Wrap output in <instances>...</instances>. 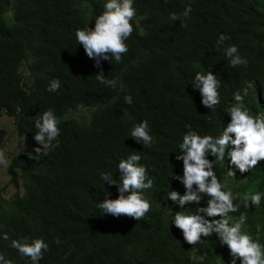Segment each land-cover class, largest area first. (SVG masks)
<instances>
[{"label": "trees", "instance_id": "16d2710c", "mask_svg": "<svg viewBox=\"0 0 264 264\" xmlns=\"http://www.w3.org/2000/svg\"><path fill=\"white\" fill-rule=\"evenodd\" d=\"M143 1L133 0L136 15L130 23L134 31L125 41L129 50L122 61L101 60L98 68L76 43L75 31L93 28L106 0H0V118L12 119L14 131L31 143L30 155L34 156L33 164L23 154L10 158L6 173L16 189L0 193V253L12 264H31L10 246L11 239L19 238L29 242L40 238L48 244L39 264H186L181 262L184 246L176 244L173 258L168 245L175 241L169 213L175 207L171 201L158 202L153 188L146 194L151 210L142 220L114 217L131 225L124 243V247L129 245V254L120 255L117 248L106 252L101 247L89 221H83L84 227L78 221L65 222L69 187L62 177L57 188L52 170L63 164L64 151L79 143L92 201L97 204L110 190L118 195L116 186L100 179L101 173L107 172L119 180L117 159L107 161L106 154L120 148L127 153L139 149L140 164L147 174L181 189L173 177L182 175V161L175 157L182 154L178 145L186 132L219 136L223 128L217 115L230 107L237 91L255 115L264 113V0H253L252 4L248 0H178V6L145 0L150 7ZM188 6L192 11L186 19L183 12ZM172 14L176 21L170 19ZM227 14L238 29L234 43L239 54L249 65L255 63L251 73L247 65L229 67L223 54L206 60L185 55L189 39L211 44L220 15L228 19ZM196 62L220 80V103L213 110L205 108L192 92ZM24 67L31 83H24ZM101 72L106 79H117L116 88L95 78ZM53 79H58L61 87L48 92ZM125 96L132 97L131 105L125 103ZM54 107L73 114L89 107L92 113L88 123L60 122V135L53 141L58 146L37 156L33 149L41 146L33 139L35 121L45 109ZM144 120L154 139L147 148L130 137L133 127ZM6 136L0 128V149ZM100 150L104 153L96 160L89 156ZM214 171L221 184H228L225 191L231 190L234 197L239 194L234 199L239 207L236 213L247 218L242 231L264 246V196L259 207L250 204L248 208L242 199L245 193H264V161L248 173L236 170L234 178L227 176V161L216 163ZM4 233L11 239L3 240Z\"/></svg>", "mask_w": 264, "mask_h": 264}, {"label": "clouds", "instance_id": "9594fccd", "mask_svg": "<svg viewBox=\"0 0 264 264\" xmlns=\"http://www.w3.org/2000/svg\"><path fill=\"white\" fill-rule=\"evenodd\" d=\"M164 1L178 6V0ZM143 2L150 7L147 1ZM248 2L252 4L254 1L248 0ZM191 11L190 6L186 7L183 16L187 19ZM238 13L243 17L244 14L239 11ZM135 15L133 0H106L102 13L94 20V27L75 31L76 43L83 47L89 59L95 60V66L98 68L101 66V60L108 62L114 60L120 63L123 55L129 50L125 41L134 31L130 21ZM229 16L227 14V19L220 15L218 19L220 22L216 24L211 44L202 39H189L185 55L194 60L198 58L206 60L223 54L228 58L229 67L247 65V71L251 73L255 70V63L249 65L248 61L239 54L234 43L238 29L234 22L230 23ZM243 18L248 22L247 17ZM170 19L176 21L177 16L172 14ZM201 64L196 62L193 70L196 73L191 78V82H194L192 92L201 98V104L205 108L213 110L220 103L218 91L220 80L211 70L208 72L204 70ZM240 74L242 77L241 72ZM95 78L108 87L116 88L117 86L116 78L106 79L102 72ZM31 80L29 72L27 76L24 75L25 84L31 83ZM60 87V81L53 79L47 91L57 92ZM244 95H247V89L244 90ZM60 98L69 97L60 95ZM233 99L229 102L230 107L217 115V121L223 128L219 136H200L195 131H188L183 135L178 145L182 154L175 157L177 161H182V175L173 177L181 183V189L167 184L166 179L147 174L146 167L140 164L142 154L139 149L127 153L126 149L120 148L115 151L116 153L106 154L107 161L112 158L117 159L115 166L118 168L119 180L113 179V175L107 172L101 173L100 176L104 183L117 187L118 195L110 190L105 199L96 204L92 201L93 193L88 187L89 175L81 159L82 147L79 143L70 146L64 151L63 164L55 167L51 173L57 188L61 184L62 177L69 187L66 204L68 206L64 208L65 222L78 221L79 226H83V221H89L96 241L102 248L107 249L106 252L117 248L120 255L129 254V245L124 247V243L127 241L125 235L129 233L131 225L128 220H117L114 217L123 216L136 221L142 220L151 210L146 194L153 188L156 199H159L158 202L171 201L175 207L169 210L175 241L168 245L173 258L176 244L179 243L184 246L181 262L186 264H264V246L258 240H253L246 231H242L247 218L244 214L236 213L239 207L234 204V199L239 198V194L234 197L231 190L225 191L228 184H221L214 171L216 163L223 165L227 161V176L234 178L236 170L241 174L248 173L255 169L259 162L264 161V113L255 115L243 101L244 96L239 91L234 93ZM124 100L128 105L133 103L131 96H125ZM91 113L92 110L89 107H84L76 114L70 110L60 112L56 107L45 109L34 124L37 131L33 139L41 147H36L33 151L38 154L37 156L47 155L48 151L58 146L53 141L60 135L58 127L60 122L88 123ZM130 137L134 138L136 143L142 144L144 148L154 143L146 120L133 127ZM29 145L28 150L16 155L23 154L22 156L33 164L34 156L30 155L31 143ZM101 151L91 153L89 156L96 160L100 154L104 153ZM209 155L215 159L210 161L207 159ZM11 157L13 156L7 158L1 147L0 167L5 169V173L6 168L10 166ZM8 184L12 190L0 189L2 195L6 192L12 193L16 189L15 185L9 182V177ZM262 196L264 193L257 191L245 193L242 199L248 208L250 204L259 207ZM156 205L157 203L153 208ZM103 213L113 217L106 218ZM214 217H220V219H209ZM126 223L129 224L126 225ZM2 239L8 241L11 238L4 233ZM10 246L16 249L22 258L30 259L31 264H39L49 247L40 238L33 239L31 242L27 238L11 239ZM0 264H12V261L6 259L5 254L0 253Z\"/></svg>", "mask_w": 264, "mask_h": 264}, {"label": "rangeland", "instance_id": "374dc122", "mask_svg": "<svg viewBox=\"0 0 264 264\" xmlns=\"http://www.w3.org/2000/svg\"><path fill=\"white\" fill-rule=\"evenodd\" d=\"M24 75L27 76V67L22 69ZM0 128L7 132V136L2 146V151H4L6 157L14 156L20 152H24L30 148V142L24 138L17 136L15 127L12 123V119L7 116H2L0 118ZM12 190L8 184V177L5 173V169L0 167V189Z\"/></svg>", "mask_w": 264, "mask_h": 264}]
</instances>
